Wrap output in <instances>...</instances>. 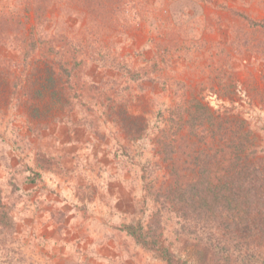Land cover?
Returning <instances> with one entry per match:
<instances>
[{"label":"rangeland","instance_id":"rangeland-1","mask_svg":"<svg viewBox=\"0 0 264 264\" xmlns=\"http://www.w3.org/2000/svg\"><path fill=\"white\" fill-rule=\"evenodd\" d=\"M52 1L50 34L82 39L75 59L60 56L71 69L0 48V264H167L127 230L140 224L192 264H212L198 244L213 242L225 263L264 264L257 229H200L162 209L170 173L156 142L198 98L245 119L264 158V0H117L92 17Z\"/></svg>","mask_w":264,"mask_h":264},{"label":"trees","instance_id":"trees-1","mask_svg":"<svg viewBox=\"0 0 264 264\" xmlns=\"http://www.w3.org/2000/svg\"><path fill=\"white\" fill-rule=\"evenodd\" d=\"M76 1L85 4L89 17L95 13L99 15L100 8L119 4L117 0ZM52 2L0 0V48L9 45L12 48L13 45L24 58L40 54L45 60L54 53L57 62L52 64L53 71L67 72L71 69L67 66L69 60L63 61L60 56L72 52L71 57L75 59L82 39L68 46L69 38L65 34H50L49 24L53 20L47 16V9ZM23 11L34 14L35 23L30 30L26 28ZM105 14L102 18L107 19L109 16L107 12ZM87 31L93 33L102 29L89 28ZM145 76L151 77L149 74ZM171 114L156 137L170 173L168 184L158 189L157 195L164 198L162 209L166 213L176 212L187 219L189 225L205 223L200 229H213L221 224L249 231L257 229L259 234H264L261 224L264 220V158L255 154L252 131L246 129L245 119L228 111L217 114L198 98H192ZM184 130L187 134H182ZM162 209L156 214L157 220L164 215ZM127 230L145 248L155 250L157 257L167 264H192L162 243L159 238L162 233L155 230L149 235L144 232L142 224L139 227L129 225ZM211 245V248L203 247L206 249L199 246L201 256L206 251L212 264H229L221 255L225 254L224 258L228 259L230 254L223 252L218 242ZM253 255L258 256L257 260L263 258L260 250Z\"/></svg>","mask_w":264,"mask_h":264}]
</instances>
